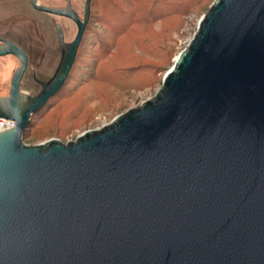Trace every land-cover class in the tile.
<instances>
[{"label": "water", "instance_id": "obj_1", "mask_svg": "<svg viewBox=\"0 0 264 264\" xmlns=\"http://www.w3.org/2000/svg\"><path fill=\"white\" fill-rule=\"evenodd\" d=\"M35 95L20 61L0 117V264H264V0H215L152 99L64 143H24L63 88L85 20Z\"/></svg>", "mask_w": 264, "mask_h": 264}, {"label": "rangeland", "instance_id": "obj_2", "mask_svg": "<svg viewBox=\"0 0 264 264\" xmlns=\"http://www.w3.org/2000/svg\"><path fill=\"white\" fill-rule=\"evenodd\" d=\"M28 2L0 0V35L25 50L28 61L21 90L33 94L39 88L32 79L33 71L42 80L58 66L61 49L56 25L63 26L65 40L73 38L76 27L66 18L35 10ZM38 2L63 4V0ZM72 2L76 11H84L85 0ZM214 2L93 0L90 26L69 78L34 114L24 143L39 145L55 138L71 142L155 97L165 74L187 48ZM18 67L15 55L0 56V96L8 94Z\"/></svg>", "mask_w": 264, "mask_h": 264}, {"label": "flooded vegetation", "instance_id": "obj_3", "mask_svg": "<svg viewBox=\"0 0 264 264\" xmlns=\"http://www.w3.org/2000/svg\"><path fill=\"white\" fill-rule=\"evenodd\" d=\"M29 2H28V4L32 7L33 5H32V3H31V0H28ZM85 2H86V0H85ZM37 4H39V5H42V6H55V7H57V6H62V7H64V6H68V5H70V6H74V3L72 2V0H63V4H61V5H47V4H41V3H39L38 2V0H37ZM33 8V7H32ZM73 8V7H72ZM74 9V8H73ZM75 10V9H74ZM75 12L77 13V15H78V17L81 19V21H84L85 20V3H84V11L82 12V13H80V12H78V11H76L75 10ZM43 13H46V12H43ZM47 14H50V13H47ZM50 15H55V14H50ZM60 17H62V16H60ZM62 18H66V19H68V20H70V21H72L73 23H74V25H75V27H76V33H75V35L73 36V38L71 39V40H65L66 42H72L73 40H74V38H75V36H76V34H77V25H76V23L73 21V20H71V19H69V18H67V17H62ZM91 19H92V13H91V10H90V15H89V19H88V22H87V24H86V28H85V31H84V34H83V38H82V40H84V35L86 34V31H87V29H88V27L90 26L89 24H90V21H91ZM58 25V24H57ZM57 25H56V31H57ZM62 26V25H61ZM62 29H63V26H62ZM63 32H64V30H63ZM57 36H58V33H57ZM64 36H65V33H64ZM0 37H2V38H5V37H3V36H1L0 35ZM7 39V38H6ZM58 40H59V36H58ZM82 40H81V43H80V45H79V48H78V50H77V54H76V57H77V55H78V53H79V50H80V47H81V44H82ZM0 44H1V42H0ZM59 46H60V49H61V44H60V40H59ZM23 49V48H22ZM24 50V49H23ZM25 51V50H24ZM61 56V55H60ZM60 59H61V57L59 58V60H58V64H59V62H60ZM76 60V59H75ZM74 66V65H73ZM19 68V67H18ZM56 70V69H55ZM55 73V72H54ZM54 73H52L49 77H47L46 79H39V78H37V76L35 75V71H33V73H32V79H33V81L37 84V86H39V88H38V91L37 92H35V93H33V94H31V93H28V94H30V95H35L36 93H38L39 91H40V89H41V84H40V82H43V81H46V80H48V79H50L52 76H53V74ZM10 83H11V81H10ZM10 88V87H9ZM7 95V94H6ZM2 96H4V95H2Z\"/></svg>", "mask_w": 264, "mask_h": 264}, {"label": "built area", "instance_id": "obj_4", "mask_svg": "<svg viewBox=\"0 0 264 264\" xmlns=\"http://www.w3.org/2000/svg\"><path fill=\"white\" fill-rule=\"evenodd\" d=\"M16 126V122L13 119L0 117V132Z\"/></svg>", "mask_w": 264, "mask_h": 264}, {"label": "bare ground", "instance_id": "obj_5", "mask_svg": "<svg viewBox=\"0 0 264 264\" xmlns=\"http://www.w3.org/2000/svg\"><path fill=\"white\" fill-rule=\"evenodd\" d=\"M171 9V8H170ZM59 16V15H58ZM62 17H65V16H62ZM92 37V36H91ZM64 39H65V36H64ZM94 40V39H93ZM66 42V41H65ZM73 79V78H72ZM72 81V80H71ZM24 92V91H23ZM25 93H27V92H25ZM28 94V93H27Z\"/></svg>", "mask_w": 264, "mask_h": 264}, {"label": "trees", "instance_id": "obj_6", "mask_svg": "<svg viewBox=\"0 0 264 264\" xmlns=\"http://www.w3.org/2000/svg\"><path fill=\"white\" fill-rule=\"evenodd\" d=\"M92 1H93V0H91V13H92ZM27 131H28V130H27ZM26 133H27V132H26ZM25 135H26V134H25Z\"/></svg>", "mask_w": 264, "mask_h": 264}]
</instances>
